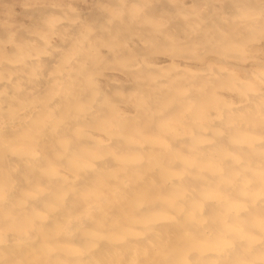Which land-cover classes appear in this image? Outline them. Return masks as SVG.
<instances>
[{"label": "rangeland", "instance_id": "rangeland-1", "mask_svg": "<svg viewBox=\"0 0 264 264\" xmlns=\"http://www.w3.org/2000/svg\"><path fill=\"white\" fill-rule=\"evenodd\" d=\"M263 74L264 0H0V263L264 264Z\"/></svg>", "mask_w": 264, "mask_h": 264}, {"label": "bare ground", "instance_id": "bare-ground-1", "mask_svg": "<svg viewBox=\"0 0 264 264\" xmlns=\"http://www.w3.org/2000/svg\"><path fill=\"white\" fill-rule=\"evenodd\" d=\"M231 4H232V3H231ZM146 5H147V4H146ZM149 5H150V4H149ZM149 5H148V6H149ZM229 5H230V4H229ZM233 5H234V3H233ZM143 6H144V5H143ZM165 6H166V5H165ZM144 7H145V6H144ZM155 8H156V7H155ZM249 8H250V7H249ZM258 8H259V6H258ZM231 9H232V8H231ZM243 9H244V8H243ZM262 9H263V8H262ZM147 10H148V9H147ZM149 10H150V9H149ZM167 10H168V9H167ZM223 10H226V9H223ZM252 10H253V9H252ZM150 11H151V10H150ZM168 11H170V10H168ZM234 11H235V10H234ZM255 11H256V10H255ZM262 12H263V11H262ZM209 17H212V16H209ZM213 18H215V17H213ZM219 18H220V17H219ZM226 18H227V17H226ZM230 18H231V17H230ZM227 19H228V18H227ZM228 20H229V19H228ZM248 20H249V19H248ZM183 21H184V20H183ZM195 21H196V20H195ZM204 21H205V19H204ZM217 21H218V20H217ZM234 21H236V20H234ZM234 21H233V22H234ZM170 22H171V21H170ZM238 22H239V21H238ZM183 23H184V22H183ZM187 23H188V22H187ZM234 23H235V22H234ZM173 24H174V23H173ZM206 24H207V23H206ZM226 24H227V23H226ZM238 24H239V23H238ZM210 25H211V24H210ZM227 25H228V24H227ZM172 26H173V25H172ZM225 26H226V25H225ZM230 26H231V25H230ZM230 26H229V27H230ZM243 26H244V25H243ZM173 27H174V26H173ZM215 28H216V27H215ZM222 28H223V27H222ZM213 30H214V29H213ZM216 30H217V29H216ZM242 31H243V30H242ZM232 32H233V31H232ZM235 32H236V31H235ZM244 32H245V31H244ZM233 33H234V32H233ZM233 33H232V34H233ZM233 35H234V34H233ZM246 35H247V34H246ZM240 36H241V35H240ZM193 37H194V36H193ZM196 37H197V36H196ZM199 37H201V36L199 35L198 38H199ZM232 37H233V36H232ZM238 37H239V35H238ZM243 37H244V36H243ZM232 39H233V38H232ZM239 39H241V38H239ZM231 44H232V43H231ZM215 49H216V48H215ZM215 49H214V52H216ZM217 52H218V51H217ZM208 54H209V53H208ZM219 54H221V53H219ZM223 54H224V53H223ZM225 54H227V53H225ZM228 54H229V53H228ZM174 55H175V54H174ZM181 55H182V54H181ZM181 55H180V56H181ZM185 55H186V54H185ZM185 55H184V56H185ZM209 55H210V54H209ZM221 55H222V54H221ZM175 56H176V55H175ZM178 56H179V55H178ZM215 56H216V55H215ZM222 57H223V56H222ZM227 57H228V56H227ZM185 58H187V57H185ZM209 60H210V59H209ZM222 60H223V59H222ZM222 60H221V61H222ZM260 60H261V59H260ZM177 61H178V60H177ZM213 61H214V59H213ZM221 61H219V62H221ZM224 61H226V60H224ZM261 61H262V60H261ZM193 62H194V61H193ZM199 62H200V60H199ZM204 62H205V61H204ZM211 63H212V62H211ZM217 63H218V62H217ZM202 64H203V63H202ZM221 64H223V63H221ZM261 64H262V63H261ZM200 65H201V64H200ZM226 65H227V64H226ZM256 65H257V64H256ZM231 66H232V65H231ZM257 66H258V65H257ZM259 66H260V65H259ZM163 68H164V67H163ZM212 68H213V67H212ZM233 68H234V66H233ZM248 68H249V67H248ZM142 69H143V68H142ZM196 69H197V68H196ZM213 69H214V68H213ZM219 69H220V68H219ZM239 69H240V68H239ZM249 69H250V68H249ZM252 69H253V68H252ZM254 69H255V68H254ZM192 70H193V69H192ZM223 70H225V69H223ZM240 70H241V69H240ZM244 70H246V69H243L242 71H244ZM255 70H256V69H255ZM162 71H163V69H162ZM170 71H171V70H170ZM172 71H173V70H172ZM180 71H181V70H180ZM193 71H194V70H193ZM218 71H219V70H218ZM233 71H234V70H233ZM252 71H253V70H252ZM260 71H261V70H260ZM134 72H135V71H134ZM149 72H150V71H149ZM149 72H148V74H149ZM167 72H168V71H167ZM174 72H175V71H174ZM210 72H211V71H210ZM215 72L217 73V71H215ZM222 72H223V71H222ZM224 72H225V71H224ZM146 73H147V72H146ZM150 73H151V72H150ZM156 73H157V71H156ZM178 73H179V72H178ZM225 73H226V72H225ZM234 73H235V72H234ZM135 74H136V73H135ZM153 74H154V73H153ZM153 74H152V75H153ZM179 74H180V73H179ZM212 74H213V73H212ZM231 74H232V72H231ZM144 75H145V74H144ZM159 75H160V74H159ZM166 75H167V74H166ZM170 75H171V74H170ZM183 75H185V74H183ZM186 75H187V74H186ZM217 75H218V74H217ZM258 75L260 76V74H258ZM263 75H264V74H263ZM138 76H139V74H138ZM162 76H164V75H162ZM167 76H168V75H167ZM171 76L173 77V75H171ZM196 76H197V75H196ZM218 76H219V75H218ZM156 77H157V76H156ZM168 77H169V76H168ZM194 77H195V76H194ZM200 77H201V76H200ZM222 77H223V76H222ZM231 77H232V76H231ZM246 77H247V76H246ZM250 77H251V76H250ZM154 78H155V76H154ZM160 78H161V77H160ZM166 78H167V77H166ZM169 78H170V77H169ZM234 78H235V77H234ZM236 78H237V76H236ZM260 78H261V77H260ZM263 78H264V77H263ZM263 78H262V79H263ZM163 79H165V78H163ZM191 79H192V78H191ZM193 79H194V78H193ZM198 79H199V78H198ZM200 79H201V78H200ZM165 80H166V79H165ZM169 80H170V79H169ZM207 80H209V79H207ZM211 80H212V79H211ZM233 80H234V79H233ZM239 80H240V79H239ZM151 81H152V80H151ZM156 81H157V80H156ZM158 81H159V80H158ZM158 81H157V83H158ZM189 81H190V80H189ZM192 81H193V80H192ZM223 81H224V80H223ZM223 81H222V83H224ZM142 82H143V81H142ZM142 82H141V83H142ZM145 82H146V81H145ZM174 82H175V81H174ZM177 82H178V81H177ZM180 82H181V81H180ZM182 82H183V81H182ZM186 82H187V81H186ZM195 82H196V81H195ZM195 82H194V83H195ZM201 82H202V81H201ZM201 82H200V83H201ZM228 82H229V81H228ZM228 82H227V83H228ZM234 82H236V79H235ZM244 82H246V81H244ZM253 82H254V80H253ZM160 83H161V81H160ZM205 83H206V82H205ZM247 83H248V81H247ZM154 84H156V83H154ZM158 84H159V83H158ZM170 84H171V83H170ZM189 84H190V83H189ZM197 84H198V83H197ZM228 84H229V83H228ZM146 85H147V84H146ZM178 85H179V84H178ZM180 85H182V83H181ZM180 85H179V86H180ZM190 85H191V84H190ZM193 85H194V84H193ZM203 85H204V84H203ZM229 85H230V84H229ZM237 85H238V84H237ZM252 85H253V84H252ZM142 86H143V85H142ZM159 86H160V85H159ZM168 86H169V85H168ZM171 86H172V85H171ZM175 86H176V85H175ZM175 86H174V88H175ZM184 86H185V84H184ZM196 86H199V84L196 85ZM196 86H195V87H196ZM139 87H140V86H139ZM160 87H161V86H160ZM172 87H173V86H172ZM172 87H171V88H172ZM191 87H192V86H191ZM207 87H208V86H207ZM239 87H241V85H240ZM244 87H245V86H244ZM256 87H257V86H256ZM150 88H151V87H150ZM155 88H156V87H155ZM177 88H178V87H177ZM192 88H193V87H192ZM234 88H235V87H234ZM247 88H248V87H247ZM247 88H246V89H247ZM249 88H250V87H249ZM251 88H252V87H251ZM257 88H258V87H257ZM142 89H143V88H142ZM142 89H141V90H142ZM160 89H161V88H160ZM163 89H164V88H163ZM238 89H239V88H238ZM255 89H256V88H254V90H255ZM113 90H114V89H113ZM146 90H147V89H146ZM164 90H165V89H164ZM209 90H210V89H209ZM239 90H240V89H239ZM251 90L253 91V89H250V91H251ZM125 91H126V90H125ZM151 91H152V90H150V94L152 93ZM190 91H192V90H190ZM205 91H206V90H205ZM214 91H215V90H214ZM248 91H249V89H248ZM128 92H129V91H127V93H128ZM146 92H147V91H146ZM157 92H158V91H157ZM184 92H185V91H184ZM193 92H194V91H193ZM255 92H256V91H255ZM255 92H254V93H255ZM258 92H259V91H258ZM261 92H262V91H261ZM162 93H163V92H162ZM185 93H187V92H185ZM191 93H192V92H191ZM234 93H235V92H234ZM263 93H264V92H263ZM192 94H193V93H192ZM194 94H196V93H194ZM201 94H202V93H201ZM203 94H204V93H203ZM217 94H218V93H217ZM232 94H233V93H232ZM232 94H231V95H232ZM86 95H87V93H86ZM88 95H89V94H88ZM125 95H126V94H125ZM153 95H154V94H153ZM160 95H161V94H160ZM185 95H186V94H185ZM199 95H200V94H199ZM233 95H234V94H233ZM243 95H244V94H243ZM89 96H90V95H89ZM149 96H150V95H149ZM188 96H189V94H188ZM201 96H202V95H201ZM217 96H218V95H217ZM219 96H221V95H219ZM236 96H237V95H236ZM248 96H249V95H248ZM261 96L263 97V95H261ZM84 97H86V96L83 95V98H84ZM160 97H162V95H161ZM176 97H177V96H176ZM189 97H190V96H189ZM195 97H197V96H195ZM230 97H231V96H230ZM244 97H245V95H244ZM253 97H254V96H253ZM157 98H158V97H157ZM184 98H185V96H184ZM192 98H193V96H192ZM197 98H198V97H197ZM218 98H219V97H218ZM231 98H233V97H231ZM241 98H242V97H241ZM254 98H255V97H254ZM87 99H88V98H87ZM179 99H180V98H179ZM179 99H178V100H179ZM186 99H187V98H186ZM220 99H222V97H221ZM225 99H226V98H225ZM234 99H235V98H234ZM234 99H233V100H234ZM238 99H239V98H238ZM249 99H250V97H249ZM125 100H126V99H125ZM151 100H152V99H151ZM153 100H154V99H153ZM172 100H173V99H172ZM194 100H195V98H194ZM196 100H197V99H196ZM196 100H195V101H196ZM223 100H224V99H223ZM235 100H236V99H235ZM242 100H243V99H242ZM250 100H251V99H250ZM86 101H87V100H86ZM149 101H150V100H149ZM155 101H156V99H155ZM225 101H226V100H225ZM227 101H229V100H227ZM230 101H231V99H230ZM245 101H246V100H245ZM88 102H89V101H88ZM142 102H143V101H142ZM150 102H151V101H150ZM160 102H162V105H163V104L165 105V100L163 99V97H162V99H161ZM178 102H179V101H178ZM180 102H181V101H180ZM190 102H191V101H190ZM231 102H232V101H231ZM152 103H153V102H152ZM152 103H151V104H152ZM216 103H217V102H216ZM218 103H219V101H218ZM218 103H217V104H218ZM233 103H235V102H233ZM233 103H232V104H233ZM136 104H138V103H136ZM154 104H155V103H154ZM158 104H159V103H158ZM179 104H181V103H179ZM235 104H236V103H235ZM240 104H241V103H240ZM248 104H249V103H248ZM164 105H163V106H164ZM215 105H216V104H215ZM250 105H251V104H250ZM143 106H144V105H143ZM171 106H172V105H171ZM171 106H169V107H171ZM182 106L184 107V105H182ZM228 106H229V105H228ZM236 106H237V105H236ZM256 106H257V105H256ZM173 107H174V106H173ZM233 107H234V106H233ZM252 107H253V106H252ZM93 108H94V107H93ZM108 108H109V107H108ZM125 108H126V107H125ZM138 108H139V107H138ZM143 108H144V107H143ZM159 108H160V107H159ZM166 108H168V107H166ZM176 108H177V107H176ZM186 108H187V107H186ZM240 108H241V107H240ZM83 109H84V108H83ZM109 109H110V108H109ZM134 109H135V108H134ZM153 109H155V108H153ZM160 109H161V108H160ZM164 109H165V108H164ZM164 109H163V110H164ZM189 109H190V108H189ZM242 109H243V108H242ZM246 109H247V108H246ZM256 109H257V108H256ZM256 109H255V110H256ZM87 110H88V109H87ZM115 110H117V109H115ZM120 110L122 111V109H120ZM123 110H125V109H123ZM126 110H128V108H126ZM129 110H130V109H129ZM139 110H140V109H139ZM172 110H173V109H172ZM174 110H175V109H174ZM180 110H181V109H180ZM183 110H184V109H183ZM236 110H239V108L236 109ZM236 110H235V111H236ZM85 111H86V110H85ZM111 111H112V110H111ZM113 111H114V110H113ZM133 111H134V110H133ZM141 111H144V110H141ZM161 111H162V110H161ZM165 111H166V110H165ZM203 111H204V108H200V109H198V110L195 112V116L198 117ZM232 111H233V110H232ZM235 111H234V112H235ZM257 111H258V110H257ZM147 112H148V111H147ZM153 112H154V111H153ZM174 112H175V111H174ZM218 112H219V111H218ZM225 112H226V111H225ZM263 112H264V111H263ZM108 113H109V112H108ZM115 113L118 114V111H117V112L115 111ZM119 113H120V112H119ZM123 113H124V111H123ZM170 113H171V112H170ZM191 113H192V111H191ZM191 113H188V115H190ZM205 113H206V112H205ZM228 113H229V110H228ZM237 113H238V112H237ZM251 113H252V112H251ZM251 113H250V114H251ZM143 114H144V113H143ZM150 114H151V113H150ZM155 114H156V113H155ZM231 114H232V113H231ZM231 114H230V115H231ZM247 114H248V113H247ZM255 114H256V113H255ZM163 115H164V114H163ZM192 115H193V114H192ZM204 115H205V114H204ZM225 115L228 116L227 114H225ZM103 116H104V115H103ZM106 116H107V115H106ZM144 116H145V115H144ZM144 116H142V117H144ZM171 116H172V115H170L169 117H171ZM175 116H176V115H175ZM175 116H174V117H175ZM195 116H192V117L195 118ZM207 116H208V115H207ZM223 116H224V113H223ZM246 116H247V115H246ZM100 117H101V116H100ZM152 117H153V116H152ZM162 117H163V116H162ZM176 117H177V116H176ZM202 117H203V116H202ZM204 117H205V116H204ZM103 118H105V117H103ZM160 118H161V117H160ZM207 118H208V117H207ZM212 118H213V117H212ZM225 118H227V117L224 116V119H225ZM150 119H151V118H150ZM195 119H196V118H195ZM198 119H199V118H198ZM210 119H211V118H210ZM99 120H100V119H99ZM104 120H105V119H104ZM211 120H212V119H211ZM215 120H216V118H215ZM101 121H102V120H101ZM141 121H142V120H141ZM143 121H144V120H143ZM145 121H146V120H145ZM171 121H172V120H171ZM201 121L204 122L203 119H202ZM222 121H223V120H222ZM224 121H225V120H224ZM96 122H97V121H96ZM99 122H100V121H99ZM131 122H132V121H131ZM131 122H130V123H131ZM134 122H135V121H134ZM156 122H157V121H156ZM209 122H210V120H209ZM217 122H219V121H217ZM102 123H103V121H102ZM128 123H129V122H128ZM132 123H133V122H132ZM158 123H160V122H158ZM165 123H166V122H165ZM174 123H175V122H174ZM178 123H179V122H178ZM204 123H205V122H204ZM221 123H222V122H221ZM154 124H155V123H154ZM168 124H169V123H168ZM168 124H165V126L168 125ZM181 124H182V123H181ZM201 124H202V123H201ZM213 124H214V123H213ZM140 125H141V124H140ZM146 125H148V124H146ZM184 125H185V124H184ZM221 125H222V124H221ZM242 125H243V124H242ZM177 126L179 127V126H181V125H177ZM185 126H186V125H185ZM197 126H198V125H197ZM217 126H219V125H217ZM238 126H239V125H238ZM244 126H245V125H244ZM95 127H97V126H95ZM130 127H132V126H130ZM153 127H154V126H153ZM160 127H161V124H160ZM168 127H171V126H168ZM173 127H174V126H173ZM220 127H221V126H220ZM230 127H232V126L230 125ZM234 127H235V126H234ZM97 128H98V127H97ZM142 128H143V127H142ZM161 128H162V127H161ZM163 128H166V127H164V124H163ZM174 128H175V127H174ZM179 128H180V127H179ZM179 128H178V129H179ZM191 128H192V127H191ZM204 128H206V127H204ZM226 128H227V125H226ZM232 128H233V127H232ZM253 128H254V127H253ZM139 129H140V128H139ZM159 129H160V128H159ZM181 129H182V128H181ZM188 129H189V128H187V129L185 128V130H188ZM208 129H209V128H208ZM237 129H238V128H237ZM94 130H95V128H94ZM96 130H97V129H96ZM129 130H130V129H129ZM154 130H155V129H154ZM168 130H169V129H168ZM175 130H176V129H175ZM182 130H183V129H182ZM190 130H191V129H190ZM204 130H205V129H204ZM226 130H227V129H226ZM261 130H262V128L258 129V131L255 132V134L257 135V138H259V139H261L262 136L264 135V131H261ZM133 131H134V130H133ZM143 131H144V129H143ZM176 131H177V130H176ZM207 131H208V130H207ZM211 131H212V130H211ZM217 131H218V130H217ZM232 131L234 132V130H232ZM103 132H104V131H103ZM131 132H132V131H131ZM168 132H170V131H168ZM214 132H216V131H214V129H213V131H212L211 133L213 134ZM226 132H227V131H226ZM230 132H231V131H230ZM106 133H107V132H106ZM172 133H173V132H172ZM172 133H171V134H172ZM183 133H184V132H183ZM240 133H241V132H240ZM93 134H94V133H93ZM101 134H102V133H101ZM181 134H182V133H181ZM185 134H186V133H185ZM197 134H198V133H197ZM197 134H196V135H197ZM201 134H203V133H201ZM208 134H209V133H208ZM99 135H100V134H99ZM161 135H162V134H161ZM174 135H176V134H174ZM196 135H190V136H189V139H192L193 141L199 139V137H197ZM245 135H246V134H245ZM101 136H102V135H101ZM187 136H188V135H187ZM228 136H229V135H228ZM168 137H169V136H168ZM200 137H201V136H200ZM203 137H205V136H203ZM235 137H236V135H235ZM250 137H251V136H250ZM237 138H239V137L237 136L236 139H237ZM242 138H243V137H242ZM251 138H254V137L252 136ZM159 139H160V138H159ZM219 139H220V138H219ZM229 139H230V138H229ZM229 139H228V140H229ZM231 139H232V138H231ZM236 139L234 138V142L236 141ZM248 139H249V138H248ZM248 139H247V140H248ZM254 139H255V138H254ZM259 139H258V141H259ZM216 140H218V139H216ZM221 140H222V139H221ZM221 140H220V142H221ZM228 140H227V141H228ZM244 140H245V138H244ZM157 141H158V140H157ZM188 141H189V140H188ZM239 141H240V140H239ZM161 142H162V141H161ZM163 142H164V141H163ZM172 142H173V141H172ZM181 142H182V141H181ZM191 142H192V141H191ZM212 142H213V141H212ZM222 142H223V140H222ZM231 142H232V141H231ZM246 142H247V141H246ZM176 143H177V142H176ZM186 143H187V141H186ZM209 143H210V142H209ZM223 143H225V142H223ZM172 144H173V143H172ZM188 144H189V143H188ZM211 144H212V143H211ZM211 144H210V145L207 144V145L212 146ZM214 144H215V143H214ZM217 144H218V142H217ZM256 144H257V143H256ZM116 145H117V144H116ZM116 145H115V146H116ZM174 145L176 146V144H174ZM195 145L198 146V144H195ZM199 145H200V144H199ZM207 145H204V147L207 146ZM230 145H231V144H230ZM118 146H119V145H118ZM123 146H124V145H123ZM125 146H128V145H125ZM202 146H203V144H202ZM227 146H228V145H227ZM253 146H254V145H253ZM171 147H172V146H171ZM129 148H131V147H129ZM199 148H200V147H199ZM209 148H210V147H209ZM212 148H213V147H212ZM212 148H211V149H212ZM229 148H230V147H229ZM244 148H245V147H244ZM244 148H243V149H244ZM262 148H263V147H262ZM120 149H121V148H120ZM124 149H125V148H124ZM164 149H165V148H164ZM174 149H175V148H174ZM202 149H203V148H202ZM217 149L219 150V147H218ZM225 149H226V148H225ZM231 149H234V147H232ZM237 149H238V148H237ZM249 149H251V148H249ZM253 149H254V148H253ZM253 149H252V150H253ZM162 150H163V149H162ZM199 150H200V149H199ZM205 150H206V149H205ZM218 150H217V151H218ZM256 150H258V149H256ZM261 150H264V149H261ZM170 151H171V150H170ZM183 151H184V149H183ZM222 151H224V150H222ZM250 151H251V150H250ZM197 152H198V151H197ZM209 152H210V151H209ZM224 152L226 153L227 151H224ZM236 152H237V151H236ZM243 152H245V151H243ZM243 152H242V153H243ZM251 152H252V151H251ZM253 152H254V150H253ZM128 153H129V152H128ZM172 153H173V151H172ZM186 153H187V152H186ZM189 153H190V152H189ZM220 153H221V152H220ZM245 153H246V152H245ZM247 153H248V152H247ZM247 153H246V154H247ZM129 154H130V153H129ZM165 154H166V153H165ZM229 154H230V153H229ZM238 154H239V153H238ZM166 155H167V154H166ZM202 155H203V154H201V156H202ZM209 155H210V154H209ZM222 155H223V154H222ZM232 155H233V154H232ZM127 156H128V155H127ZM173 156H174V155H173ZM191 156H192V155H191ZM215 156H216V155H215ZM220 156H221V154H220ZM216 157H217V156H216ZM222 157H223V156H222ZM222 157H221V158H222ZM127 158H128V157H127ZM179 158H181V157H179ZM185 158H186V157H185ZM213 158H214V157H213ZM241 158H242V156H241ZM256 159H257V157H256ZM180 160H181V159H180ZM225 160H226V159H225ZM237 160H238V159H237ZM188 161H189V160H188ZM214 161H215V160H214ZM249 161H250V159H249ZM255 161H256V160H255ZM258 161H259V160H258ZM177 162H178V160H177ZM184 162H185V161H184ZM186 162H187V160H186ZM219 162H220V161H219ZM164 163H165V162H164ZM179 163H180V162H179ZM204 163H205V162H204ZM242 163H243V161H242ZM250 163H251V162H250ZM176 164H177V163H176ZM195 164H196V163H195ZM233 164H234V163H233ZM240 164H241V163H240ZM245 164H246V163H245ZM11 165H12V164H11ZM169 165H170V164H169ZM189 165H190V164H189ZM213 165H214V164H213ZM238 165H239V164H238ZM247 165H248V163H247ZM261 165H262V163H261ZM261 165H260V166H261ZM177 166H179V165L177 164L176 167H177ZM210 166H211V165H210ZM218 166H219V164H217V166H215V167L212 166V167L210 168V167L207 165V169H206V171L208 172V174H207V172L204 173V175H206V176H204V177H206V178H205V179L203 178V180L200 179V180H201L200 182L196 181L195 179H189V177H191V176L189 175L188 179H186V181H185V188H186V186H187V187H188L187 190L190 189V192L194 193L193 196L198 197V191H199V189H200V188H199V184L202 183V184H207V185H209L210 183H213V182H211L212 180L215 181V179H216L215 177H218V178L221 177V178H223L224 175H223V173H219V171H220L221 168H218ZM222 166H225V165H222ZM226 166H227V165H226ZM228 166H229V165H228ZM236 166H237V165H236ZM260 166H258V167H260ZM263 166H264V164H263ZM203 167H205V165H204ZM208 167H209V168H208ZM234 167H235V166H234ZM234 167H232V168H234ZM249 167H250V166H249ZM255 167H256V166H255ZM235 168H236V167H235ZM253 168H254V167H253ZM164 169H166V168H164ZM246 169H247V168H246ZM182 170H183V169H182ZM188 170H189V169H188ZM192 170H194V169H192ZM195 170H196V169H195ZM203 170H204V169H203ZM203 170H202V171H203ZM260 170H261V169H260ZM200 171H201V170H200ZM204 171H205V170H204ZM239 171H240V170H239ZM248 171H250V170L248 169ZM262 171H263V170H262ZM178 172H179V171H178ZM263 172H264V171H263ZM162 173H163V172H162ZM180 173H181V172H180ZM197 173H198V172H197ZM249 173H250V172H249ZM251 173H252V172H251ZM167 174H168V173H167ZM170 174H171V173H170ZM184 174H185V173H184ZM188 174H189V173H188ZM199 174H200V173H199ZM230 174H231V173H230ZM244 174H245V173H244ZM244 174H243V175H244ZM257 174H258V173H257ZM164 175H165V174H164ZM228 175H229V174H228ZM228 175H227V176H228ZM187 176H188V175H187ZM236 176H237V174H236ZM239 176H240V175H238V178H239ZM249 176H251V175H249ZM260 176H262V175H260ZM263 176H264V175H263ZM147 177H148V176H147ZM155 177H156V176H155ZM171 177H172V176H171ZM180 177H181V176H180ZM252 177H253V176H252ZM169 178H170V177H169ZM191 178H194V177H191ZM214 178H215V179H214ZM258 178H261V177H258ZM262 178H263V177H262ZM198 179H199V177H198ZM224 179H225V181H226V178H225V177H224ZM224 179H223V180H224ZM234 179H235V178H234ZM223 180L215 181V183H216V182H223ZM238 180H239V179H238ZM155 182H156V181H155ZM262 182H263V181H262ZM157 183H158V182H157ZM175 183H176V182H175ZM260 183H261V182H260ZM238 184H239V183H238ZM250 184H251V183H250ZM250 184H249V185H250ZM210 185H211V184H210ZM219 185H220V184H219ZM222 185H223V184H222ZM222 185H221V188H220V189L223 188ZM225 185H227V184H225ZM228 185H229V184H228ZM230 185H231V184H230ZM253 185H254V183H253ZM256 185H258V184H256ZM211 186H212V185H211ZM217 186H218V185H217ZM224 187H225V186H224ZM238 187H240V185H238ZM252 187H253V186H252ZM160 188H161V187H160ZM167 188H168V187H167ZM235 188H236V187H235ZM5 189H6V188H5ZM180 189H181V188H180ZM216 189H217V188H216ZM223 189H224V188H223ZM155 190H157V189H155ZM231 190H232V189H231ZM153 191H154V190H153ZM202 191H203V190H202ZM202 191H201V192H202ZM205 191H206V190H204V192H205ZM222 191H223V190H222ZM225 191H226V190H225ZM237 191H238V189H237ZM4 192H5V191H4ZM154 192H155V191H154ZM201 192H200V193H201ZM204 192H202V193H204ZM231 192H232V191H231ZM231 192H230V193H231ZM239 192L241 193V191H239ZM245 192H246V190H245ZM249 192H250V191H249ZM175 193H176V192H175ZM179 193H180V192H179ZM179 193H178V194H179ZM214 193H215V192H214ZM204 194L206 195V193H204ZM216 194H218V193H216ZM228 194H229V193H228ZM233 194H234V193H233ZM242 194H243V193H242ZM250 194H252V193L250 192ZM250 194H249L248 196H250V197L253 198L254 195L251 196ZM258 194H259V193H258ZM168 195H169V194H168ZM208 195H209V194H208ZM10 196H11V195H10ZM181 196H182V195H181ZM199 196H200V194H199ZM211 196H212V198H213V197H214V194H213V195L211 194ZM211 196H210V197H211ZM235 196H236V195H235ZM261 196H262V195H261ZM163 197H164V196H163ZM165 197H167V196H165ZM176 197H177V196H176ZM195 197H193V198L190 197V200H193ZM203 197H204V196H203ZM207 197H208V196H207ZM220 197H221V195L219 196V198H220ZM254 197H255V196H254ZM171 198H172V197H171ZM208 198H209V197H208ZM221 198H222V197H221ZM242 198H243V197H242ZM245 198L247 199V197H245ZM183 199H184V198H183ZM183 199H182V200H183ZM214 199H218V198H215V197H214ZM212 200H213V199H212ZM244 200H245V199H244ZM263 200H264V199H263ZM222 201H223V200H222ZM171 202H172V201H171ZM223 202H225V200H224ZM230 202H231V201H230ZM232 202H233V201H232ZM232 202H231V203H232ZM166 203H168V202H166ZM181 203H182V202H181ZM203 203H204V201L202 202V204H203ZM234 203H235V202H234ZM234 203H232V204H234ZM169 204H170V203H169ZM182 204H183V203H182ZM204 204H205V203H204ZM209 204H210V203H209ZM213 204H214V203H213ZM237 204H238V203H237ZM199 205H200V204H198V202H197V207H199ZM210 205H212V203H211ZM225 205H226V204H225ZM228 205H229V204H228ZM228 205H226V206H228ZM240 205H241V204H240ZM193 206H194V204H193ZM208 206H209V205H208ZM156 207H157V206H156ZM185 207H186V204H185ZM204 207H206V206H204ZM213 207H214V206H213ZM243 207H244V206H243ZM248 207H249V206H248ZM173 208H174V207H173ZM206 208H207V207H206ZM201 209H202V208H201ZM242 209H243V208H242ZM251 209H252V208H251ZM256 209H258V207H257ZM202 210H203V209H202ZM222 210H223V209H222ZM253 210H254V209H253ZM194 211H197V210H194ZM213 211H214V210H213ZM182 212H184V211H182ZM197 212H198V211H197ZM202 212H203V211H202ZM204 212H205V211H204ZM206 212H207V211H206ZM208 212H209V211H208ZM232 212H233V211H232ZM249 212H250V211H249ZM251 212H252V211H251ZM211 213H212V212H211ZM252 213H253V212H252ZM260 213H261V212H260ZM263 213H264V212H263ZM202 214H203V213H202ZM261 214H262V213H261ZM181 215H182V214H181ZM184 215H185V213H184ZM236 215H237V214H236ZM189 216H190V215H189ZM179 217H180V216H179ZM194 217H195V216H193L191 219H195ZM176 218H178V217H176ZM181 218H182V217H180V219H181ZM189 218H190V217H189ZM207 218H208V217H207ZM82 219H84V218H82ZM199 219H200V216H199ZM79 220H80V219H79ZM196 220H197V218H196ZM205 221H206V220H205ZM227 221H228V220H227ZM257 221H259V220H257ZM69 222H70V221H69ZM191 222H192V221H191ZM193 222H194V221H193ZM199 222H200V221H199ZM261 222H262V221H261ZM72 223H73V222H72ZM76 223H77V222H76ZM76 223H75V224H76ZM180 223H181V222H180ZM180 223H179V224H180ZM203 223H204V222H203ZM209 223H210V222H209ZM73 224H74V223H73ZM78 224H79V222H78ZM4 225H5V224H4ZM175 225H176V224H175ZM182 225H183V224H182ZM182 225H180V226H182ZM184 225H185V223H184ZM2 226H3V225H2ZM73 226H74V225H73ZM261 226H262V224H261ZM71 227H72V226H71ZM172 227H173V226H172ZM176 227H177V226H176ZM176 227H174V229H175ZM211 227H213V226H211ZM223 227H224V226H223ZM258 227H259V226H258ZM180 228H181V227H180ZM194 228H195V227H194ZM206 228H207V227H206ZM228 228H230V226H228ZM246 228H247V226H246ZM178 229H179V228H178ZM178 229H177V230H178ZM197 229H198V228H197ZM200 229H201V228H200ZM213 229H214V228H213ZM226 229H227V228H226ZM232 229H233V228H232ZM68 230H69V229H68ZM63 231H64V230H63ZM236 231H237V230H236ZM65 232H66V231H65ZM214 232H215V231H214ZM254 232L256 233V231H254ZM239 233H240V232H239ZM244 235H245V234H244ZM259 235H260V234H259ZM13 236H14V235H13ZM78 236H79V235H78ZM239 236H241V235H239ZM247 236H248V235H247ZM9 237H10V236H9ZM1 238H2V237H1ZM12 238H13V237H12ZM12 238H11V239H12ZM62 238H64V237H62ZM79 238H80V237H79ZM190 238H191V237H190ZM262 238H263V237H262ZM11 239H10V240H11ZM19 239H20V236H19ZM24 239H25V238H24ZM213 239H215V238H213ZM3 240H5V239L3 238ZM3 240H2V241H3ZM6 240H8V239H6ZM12 240H13V239H12ZM201 240L203 241V239H201ZM263 240H264V239H263ZM263 240H262V241H263ZM14 241H15V240H14ZM16 241H17V239H16ZM70 241H71V240H70ZM195 241H196V240H195ZM213 241H214V240H213ZM213 241H212V242H213ZM242 241H243V240H241V242H242ZM188 242H189V241H188ZM197 242H198V241H197ZM197 242H196V243H197ZM204 242H205V241H204ZM209 242H211V241H209ZM214 242H215V241H214ZM220 242H221V241H220ZM247 242H248V241H247ZM249 242H250V241H249ZM252 242H253V241H252ZM4 243H5V242H4ZM196 243H195V244H196ZM198 243L200 244L201 242H198ZM198 243H197V246H196V247H198ZM205 243H206V242H205ZM217 243H218V239H217ZM223 243H224V242H223ZM237 243H238V242H237ZM254 243H255V241H254ZM187 244H188V243H187ZM195 244H194V245H195ZM203 244H204V243H203ZM206 244H207V243H206ZM252 244H253V243H252ZM20 245H21V244H20ZM188 245L190 246V244H188ZM213 245H216V244H213ZM234 245H235V244H234ZM240 245H241V244H240ZM244 245H245V244H244ZM11 246H12V245H11ZM23 246H24V245H23ZM202 246H203V245H202ZM205 246H206V245H205ZM5 247H7V246H5ZM191 247H192V244H191ZM200 247H201V245H200ZM200 247H199V248H200ZM214 247H215V246H214ZM262 247H263V246H262ZM185 248H186V247H185ZM185 248H184V249H185ZM206 248H207V247H206ZM209 248L211 249L210 245H209ZM217 248H218V245H217ZM255 248H257V247H255ZM194 249H196V248H194ZM201 249H202V248H201ZM185 250H186V249H185ZM190 250H191V249H190ZM179 251H180V250H179ZM183 251H184V250H183ZM183 251H181V252H183ZM205 251H206V250H205ZM216 251L218 252V250H216ZM220 251H221V249H220ZM220 251H219V252H220ZM227 251H228V250H227ZM236 251H237V252H241L239 249H237V245H235V248H234V251H233V252H236ZM250 251H251V250H250ZM6 252H7V251H6ZM193 253H194V252H193ZM203 253H205V252L203 251ZM243 253H244V252H243ZM183 254H184V253H183ZM195 254H197V253H195ZM209 254H210V253H209ZM212 254H213V253H212ZM262 254H263V253H262ZM180 255H181V254H180ZM235 255H236V254H235ZM244 255H245V254H244ZM209 256H210V255H209ZM239 256H240V255L238 254V257H239ZM246 256H247V255H246ZM217 257H218V256H217ZM10 258H11V257H10ZM180 258H181V257H180ZM248 259H249V258H248ZM185 260H186V259H185ZM185 260H184V261H185ZM182 261H183V259H182ZM184 261H183V262H184ZM161 262H162V261H161ZM185 262H186V261H185ZM221 262H223V261H221ZM254 262H256V261H254ZM8 263H9V262H8ZM226 263H227V262H226ZM256 263H257V262H256ZM261 263H262V262H261ZM0 264H1V263H0ZM185 264H186V263H185ZM240 264H241V263H240Z\"/></svg>", "mask_w": 264, "mask_h": 264}]
</instances>
